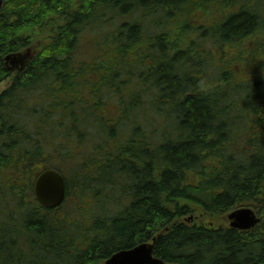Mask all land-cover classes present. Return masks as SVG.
Instances as JSON below:
<instances>
[{"label": "trees", "instance_id": "1", "mask_svg": "<svg viewBox=\"0 0 264 264\" xmlns=\"http://www.w3.org/2000/svg\"><path fill=\"white\" fill-rule=\"evenodd\" d=\"M139 1L4 0L0 264H103L152 238L171 264H264V0ZM20 52L12 73L4 56ZM139 110L174 130L153 141ZM46 168L65 177L55 209L34 198ZM242 207L261 222L221 227Z\"/></svg>", "mask_w": 264, "mask_h": 264}, {"label": "water", "instance_id": "2", "mask_svg": "<svg viewBox=\"0 0 264 264\" xmlns=\"http://www.w3.org/2000/svg\"><path fill=\"white\" fill-rule=\"evenodd\" d=\"M3 0H0V10ZM6 60L10 56H6ZM34 194L38 203L47 208L54 209L60 206L66 196V186L63 176L56 170H43L34 182ZM232 227L242 230L250 229L259 219L251 208H240L229 214ZM141 242L128 249L114 252L104 264H170L153 256V242Z\"/></svg>", "mask_w": 264, "mask_h": 264}, {"label": "rangeland", "instance_id": "3", "mask_svg": "<svg viewBox=\"0 0 264 264\" xmlns=\"http://www.w3.org/2000/svg\"><path fill=\"white\" fill-rule=\"evenodd\" d=\"M226 2H230L231 0H225ZM212 2V1H211ZM213 7V6H212ZM114 16V15H113ZM189 16V15H188ZM187 16V17H188ZM186 17V18H187ZM136 18V16L134 17ZM183 19H185V17H183ZM119 23V20H117L115 17L111 20L110 22H108L107 24H102L101 27L103 29V31H108L109 28H111L112 26L114 25H117ZM94 30V29H93ZM92 30V31H93ZM94 31H97V30H94ZM85 34V33H84ZM82 34V35H84ZM82 41H80V51H79V56L82 54H84L82 56L83 59H90L89 56H87L85 53L86 52H90L92 55L96 54V48H95V44H96V47L97 45L100 43V41L102 40V34L101 33H96L94 32L93 34H91V37L87 36L86 34L83 36V39H81ZM110 41L107 40V43H109ZM15 56V61L13 62L12 59H9V61L7 62V66L9 68H14L15 65L17 64L16 62H20L22 61L23 57L24 56H27V54H24V53H17ZM81 58V56H80ZM15 64V65H14ZM19 64V63H18ZM219 65V66H218ZM222 65L220 64H210L206 67V70L208 72V74L215 78L217 76V74L220 72V68H221ZM17 70V69H16ZM146 72V71H145ZM148 76L147 73L146 74H143V77H146ZM140 78V77H139ZM139 82H141L140 84L143 83V80H141V78L139 79ZM136 79V78H135ZM127 83V82H126ZM7 87L6 83H1L0 84V92L3 91L5 88ZM131 121L134 119V120H137L140 124L142 125H145V130L147 132V134L150 136V137H153V141H157V137L163 133V132H172L174 130V123L171 122V121H167L164 119V121L162 122L161 125H158V120L156 119V115L155 113L152 111V110H149V111H146V114L142 111V110H139L138 113H135V115L133 117H130ZM88 121H90V119H88ZM236 123H241V122H236ZM152 125L150 126L149 128L147 127L148 125ZM234 129V127H232ZM95 134V132L93 133ZM167 135V134H166ZM129 136V133L126 132V133H123V132H120L118 137L116 139H114V141L117 143L118 141H122L124 139H126L127 137ZM91 142H95V136H93L90 140ZM111 144V142L109 143V145ZM240 143H237V145H239ZM264 149V148H263ZM54 159H52L50 162L52 163ZM57 160V159H55ZM60 162V160H59ZM58 162V163H59ZM57 163V164H58ZM112 186V184H110V187ZM121 186V185H120ZM120 186H115V187H112L113 189H111L107 195V198L108 200H114L116 201L117 198L120 197L121 193H122V189L120 188ZM109 190V189H107ZM85 200H94L93 197L91 195H87L85 198ZM119 203H121V201H118ZM116 203V202H115ZM220 224H221V227H226V228H229L230 225H229V220H228V214H224L223 216H221L220 218Z\"/></svg>", "mask_w": 264, "mask_h": 264}, {"label": "flooded vegetation", "instance_id": "4", "mask_svg": "<svg viewBox=\"0 0 264 264\" xmlns=\"http://www.w3.org/2000/svg\"><path fill=\"white\" fill-rule=\"evenodd\" d=\"M140 2V4L138 3V5H136V6H139V7H141V5H143V3L144 2H148L149 4H150V7L151 8H153L154 6H155V3H159V1L158 0H140L139 1ZM154 9V8H153ZM153 11H156L155 9L153 10ZM157 12V11H156ZM197 23V22H196ZM152 24L154 25L155 24V22H152ZM193 25H195L196 27H198L199 28V26L198 25H196V24H193ZM12 72V71H11ZM7 83H10V80H7L6 81ZM241 231V230H240Z\"/></svg>", "mask_w": 264, "mask_h": 264}]
</instances>
